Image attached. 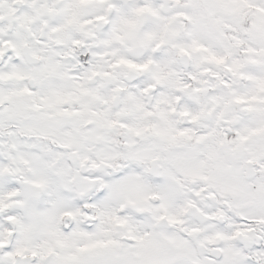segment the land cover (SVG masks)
Masks as SVG:
<instances>
[{
	"label": "snow or ice",
	"instance_id": "6c2138e0",
	"mask_svg": "<svg viewBox=\"0 0 264 264\" xmlns=\"http://www.w3.org/2000/svg\"><path fill=\"white\" fill-rule=\"evenodd\" d=\"M0 264H264V0H0Z\"/></svg>",
	"mask_w": 264,
	"mask_h": 264
}]
</instances>
